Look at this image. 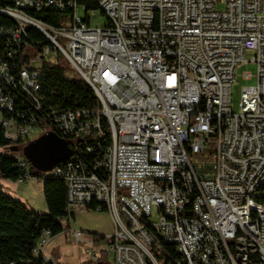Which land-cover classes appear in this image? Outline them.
<instances>
[{
    "label": "built area",
    "instance_id": "1",
    "mask_svg": "<svg viewBox=\"0 0 264 264\" xmlns=\"http://www.w3.org/2000/svg\"><path fill=\"white\" fill-rule=\"evenodd\" d=\"M95 1L107 17L103 25L78 15L79 5L93 8L76 0L0 4L16 22L0 24L4 137L27 142L37 127L40 134L52 130L37 112L42 60L53 51L92 86L99 103L46 110L44 119L70 153L42 176L18 157L20 174L11 180L35 187L46 175L62 178L68 213L93 199L98 210L104 203L114 224L102 249L113 254L110 264H264V0ZM49 6L71 11L57 25L28 12ZM27 25L44 34L42 44L29 38ZM18 52L27 58L16 66L9 59ZM247 61L256 72L242 76L256 81L242 85L234 111L231 83ZM17 88L31 106L18 107ZM152 204L157 222L148 220ZM151 227L176 256L151 253ZM67 232L66 240L86 243L89 261L98 260L95 238ZM52 237L50 229L41 231L34 257L52 261Z\"/></svg>",
    "mask_w": 264,
    "mask_h": 264
},
{
    "label": "trees",
    "instance_id": "2",
    "mask_svg": "<svg viewBox=\"0 0 264 264\" xmlns=\"http://www.w3.org/2000/svg\"><path fill=\"white\" fill-rule=\"evenodd\" d=\"M76 1L79 4L85 3L88 8L98 9L95 0ZM8 2L9 0H0L1 5ZM70 11L68 7L65 10H60L52 6L39 10L34 8L28 10L32 16L41 18L52 25H57L65 20ZM15 23L13 18L0 12V24L12 26ZM26 30L31 40H39L41 44L45 40L44 34L35 27L27 25ZM2 51L3 48L0 45V53ZM2 56L0 54V57ZM26 58V54L18 52L9 59V62H15L18 66ZM68 67H70L68 61L60 53L56 54L55 61L43 59L41 65L40 93L42 95V108L37 113L40 117L39 120L58 135L59 132L56 131L49 119H44L46 110L77 107L97 108L99 106L98 98L92 86L79 74L67 75ZM15 91L17 97H19L18 107L23 104L31 106L28 96L23 90L17 88ZM11 142L4 137L3 126L0 124V146L8 145ZM17 158L13 154L0 151V178L15 179L19 176V168L15 165ZM29 170L32 174L38 176H42L44 173V171H40L31 164ZM45 179L42 191L47 206L46 211H39L26 204L3 189L0 183V264H67L65 261L61 263H56L53 260L43 262L40 257H34L32 254V246L43 229H50L53 236L62 230L67 232L70 217L74 218L75 216V211L68 213L66 209V185L64 180L53 175H46ZM97 206L98 202L93 199L81 209H97ZM99 206L100 210L106 209L104 203H100ZM150 229L151 242L149 250L151 253L163 259L176 256L174 246L166 242L155 229L152 227ZM102 252L103 250L99 249L97 261H106L102 258ZM51 253L56 259L60 257L59 251L54 248L51 249ZM92 263L94 262L89 261L88 264Z\"/></svg>",
    "mask_w": 264,
    "mask_h": 264
},
{
    "label": "rangeland",
    "instance_id": "3",
    "mask_svg": "<svg viewBox=\"0 0 264 264\" xmlns=\"http://www.w3.org/2000/svg\"><path fill=\"white\" fill-rule=\"evenodd\" d=\"M77 14L84 17L88 15L90 17V24L103 25L107 21V17L99 9H88L85 11L81 5L77 9ZM63 43V40H60ZM253 54L252 50L245 51V58H250ZM49 59L54 60L56 58V52L53 51L49 54ZM34 64H38V61H33ZM244 70H249L252 73L256 72V63L253 61L243 62L236 66L234 72V79L231 83V107L234 111L240 110L239 100L240 92L242 85L253 84L256 81V77L253 75L251 79H245L242 76ZM76 72L73 66L68 67L66 74L73 76ZM48 131L43 129V132ZM41 127L35 128L32 134L29 136V139L37 137L36 135L40 134ZM42 132V133H43ZM35 136V137H34ZM39 136V135H38ZM25 142H11L8 145L0 146V151H3L8 154H13L17 157L25 158L23 155V147ZM2 181L3 189L7 190L10 194L21 199L26 204L34 207L39 211H46L47 206L44 200L43 191L40 186H33L31 180L27 182L16 185L13 181L6 182L3 179ZM159 215L157 213L156 205L152 204L151 213L148 217V220L151 222H157ZM69 229H78L82 230L85 236L95 238L94 245L98 248H107L110 238L109 234L114 231V224L112 217L107 209L98 210V209H77L75 211V216L70 217L69 220ZM68 234L65 230H62L55 234L48 244V248H54L57 251H60V257L55 258L51 253L52 260L56 263H61L65 260L67 264H88L89 260L87 259L85 246L86 243L81 241L77 242L73 238L71 240H66L65 236ZM103 236H100V235ZM102 258L106 261L112 260L113 254L107 253V250L102 252Z\"/></svg>",
    "mask_w": 264,
    "mask_h": 264
},
{
    "label": "water",
    "instance_id": "4",
    "mask_svg": "<svg viewBox=\"0 0 264 264\" xmlns=\"http://www.w3.org/2000/svg\"><path fill=\"white\" fill-rule=\"evenodd\" d=\"M70 153L66 140L55 131L48 130L30 139L23 147V155L28 162L41 171L50 170L57 162ZM43 179V183L45 182ZM92 264H110L107 261H96Z\"/></svg>",
    "mask_w": 264,
    "mask_h": 264
},
{
    "label": "crops",
    "instance_id": "5",
    "mask_svg": "<svg viewBox=\"0 0 264 264\" xmlns=\"http://www.w3.org/2000/svg\"><path fill=\"white\" fill-rule=\"evenodd\" d=\"M0 179H3V180L6 181V182H12L11 179H7V178H0ZM0 183L3 184L1 180H0ZM43 184H44L43 182L39 183V186L41 187V189H43ZM49 249H50V253H51V249H52V248H49ZM59 252H60V251H59ZM64 261H65V260H64Z\"/></svg>",
    "mask_w": 264,
    "mask_h": 264
}]
</instances>
